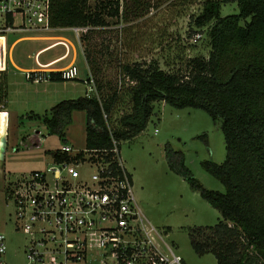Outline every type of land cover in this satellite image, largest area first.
<instances>
[{
	"label": "rangeland",
	"instance_id": "rangeland-1",
	"mask_svg": "<svg viewBox=\"0 0 264 264\" xmlns=\"http://www.w3.org/2000/svg\"><path fill=\"white\" fill-rule=\"evenodd\" d=\"M89 1L91 5L96 2ZM149 2V8L141 16H132L128 20L107 17L108 25L93 27L87 38L81 37V45L70 30L36 32L31 38L19 41L13 34L7 36L6 69H0L4 72L0 73V83L3 78L7 82L5 109L9 115L0 165V231L7 238L8 264H25L27 260L24 252L26 239L23 233L15 230L19 222L15 206L7 197L8 185L24 172L51 166L52 153L64 143L72 145L75 150L86 147L85 111L72 113L62 135L49 132L41 120L20 116L32 112L47 114L62 100L88 96L82 79L88 77L89 69L97 88L96 94H90L94 97L108 96L115 87L118 88L119 80H123L109 117L110 128L118 129L121 127L120 118L133 106L130 91L133 82L122 76V64L157 62L169 73L186 76L192 58H207L210 48L206 28L198 29L193 22L204 0ZM220 12L224 16L238 13L239 8L235 1H230L222 4ZM57 39L67 40L70 53L53 67L75 62L79 69L78 79L41 80L38 83L27 80L25 70L39 68L34 54ZM3 47L1 40L0 50ZM64 52L63 45H54L43 51L38 60L47 62ZM87 53L92 57L95 70H91L86 60ZM152 106L146 128L120 143V158L131 174L134 195L142 213L161 231L173 251L182 257L183 264H216L213 253H195L189 235L190 229L195 227L215 225L222 219L221 214L201 197L199 191L192 189L182 176L169 168L165 146L170 143L174 149L184 152L186 165L205 188L224 192V184L201 165L205 160L221 163L225 158L221 119L213 120L199 107L176 108L162 100H154ZM34 130L42 136L41 142L34 147H22V136L32 134Z\"/></svg>",
	"mask_w": 264,
	"mask_h": 264
},
{
	"label": "trees",
	"instance_id": "trees-1",
	"mask_svg": "<svg viewBox=\"0 0 264 264\" xmlns=\"http://www.w3.org/2000/svg\"><path fill=\"white\" fill-rule=\"evenodd\" d=\"M230 1L237 3L239 12L221 15L222 4ZM149 6V0H96L93 5L89 0H52L50 25L102 27L108 25L107 17L128 20L141 16ZM193 22L198 29L206 28L210 50L207 58L189 61L186 76L169 73L157 62L120 66L124 79L133 82V106L120 118V128H110L109 117L122 79L106 97L66 99L47 114L32 112L20 118L41 120L49 132L62 135L72 113L85 111L86 148L97 150H109L112 137L121 143L142 132L154 100L176 108L199 107L213 120L221 119L225 158L221 163L205 160L201 165L224 184V192L205 188L186 165L184 152L170 143L165 146L169 168L199 191L222 217L213 226L190 229V244L198 255L213 253L216 264H264V0H204ZM86 60L95 70L89 53ZM48 74L47 80L64 81L58 72ZM6 98L3 78L0 105L6 107ZM0 128L3 149L7 131L4 116ZM30 134L22 136L21 146L34 147L41 142L37 130Z\"/></svg>",
	"mask_w": 264,
	"mask_h": 264
},
{
	"label": "built area",
	"instance_id": "built-area-1",
	"mask_svg": "<svg viewBox=\"0 0 264 264\" xmlns=\"http://www.w3.org/2000/svg\"><path fill=\"white\" fill-rule=\"evenodd\" d=\"M51 2L0 0V42L4 45L0 50L1 70L6 69L9 34L19 41L36 32L70 30L81 45V37L93 27H52ZM56 44L65 47L62 55L47 62L38 60L43 51ZM69 53V44L63 39L42 47L34 54L39 68L25 70V78L38 83L55 71L64 80L78 79L75 62L53 67ZM88 71L82 81L88 95L96 94L95 80ZM5 108L1 104L0 112L8 114ZM119 143L112 137L109 150H75L64 143L52 153L51 166L24 172L8 185L7 197L19 222L15 230L26 239L25 264H183L182 257L142 213L131 174L120 158ZM6 239L0 231V264H8Z\"/></svg>",
	"mask_w": 264,
	"mask_h": 264
},
{
	"label": "bare ground",
	"instance_id": "bare-ground-1",
	"mask_svg": "<svg viewBox=\"0 0 264 264\" xmlns=\"http://www.w3.org/2000/svg\"><path fill=\"white\" fill-rule=\"evenodd\" d=\"M57 45V44H56ZM0 114H6V116H7V121H8V114L7 113H5V112H0ZM0 121H1V118H0ZM0 134H1V128H0ZM6 138V137H5ZM5 138H4V146H3V149L1 150V153H0V165H1V160H2V157H1V155L3 154V152H4V149H5ZM0 145H1V137H0Z\"/></svg>",
	"mask_w": 264,
	"mask_h": 264
},
{
	"label": "crops",
	"instance_id": "crops-1",
	"mask_svg": "<svg viewBox=\"0 0 264 264\" xmlns=\"http://www.w3.org/2000/svg\"><path fill=\"white\" fill-rule=\"evenodd\" d=\"M51 48V47H50ZM48 49V48H47ZM9 94H10V91H9ZM8 109V108H7ZM3 116L5 117V121H6V124H7V129H8V123H9V119H8V123H7V116H6V114H0V118L2 119L3 118ZM35 131V130H34ZM28 134H30V133H28ZM6 135H7V131H6ZM25 136V135H24ZM7 137V136H6ZM6 139V138H5ZM167 229H169V228H167Z\"/></svg>",
	"mask_w": 264,
	"mask_h": 264
},
{
	"label": "water",
	"instance_id": "water-1",
	"mask_svg": "<svg viewBox=\"0 0 264 264\" xmlns=\"http://www.w3.org/2000/svg\"><path fill=\"white\" fill-rule=\"evenodd\" d=\"M5 150V149H4ZM1 157H2V155H1Z\"/></svg>",
	"mask_w": 264,
	"mask_h": 264
}]
</instances>
